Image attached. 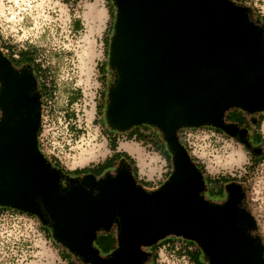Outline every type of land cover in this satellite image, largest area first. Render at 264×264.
Masks as SVG:
<instances>
[{"label":"water","instance_id":"water-1","mask_svg":"<svg viewBox=\"0 0 264 264\" xmlns=\"http://www.w3.org/2000/svg\"><path fill=\"white\" fill-rule=\"evenodd\" d=\"M104 119L116 132L158 128L171 172L148 190L124 159L100 175L68 177L39 148L41 93L29 64L13 66L0 49V207L49 218L51 238L88 264H147L167 237L197 243L207 264H264V238L245 187L205 195L203 172L180 141L184 126L224 123L230 109L264 112V21L233 0H111ZM47 218L44 216L43 210ZM116 222L117 247L103 255L99 230Z\"/></svg>","mask_w":264,"mask_h":264},{"label":"rangeland","instance_id":"rangeland-1","mask_svg":"<svg viewBox=\"0 0 264 264\" xmlns=\"http://www.w3.org/2000/svg\"><path fill=\"white\" fill-rule=\"evenodd\" d=\"M257 3L262 8L258 6L256 9H259V14L264 17V0H258ZM111 5V0H67L66 2L63 0H0V47L5 48L9 45L14 48V51L19 50V53L29 51V57L37 59V62L45 68V72L41 75L43 81L56 92L58 109L64 96L68 95L70 98L75 96L74 90L71 89L75 84L88 87L90 100L98 87L95 74L100 64L107 60L104 42L113 21L114 8ZM104 68L105 70L109 68L107 62ZM112 76L114 77L113 74ZM99 92L100 89L95 93L96 99L92 100L87 107L85 116H80V120H92V124L83 129V133H79L76 141H72L74 150L67 166H64L66 169L73 170L95 165L104 161L112 153L104 131L106 121L103 112L107 97L105 99L98 97ZM254 116H258L256 128L264 137V112L255 113ZM147 126L155 129L158 136L164 140L158 128L154 125L147 124ZM127 131L118 133L124 134ZM203 137L204 134H200L199 139ZM196 143L198 147L200 144L203 146L204 158L200 160V163L205 172L212 177L229 172L237 175L245 173L247 203L256 219L257 231L264 237V152L263 159L255 166H251L248 162L249 155L245 156L236 140L210 137L204 142L197 140ZM121 146L135 153L141 169L149 164L145 161L147 155L136 144L123 142ZM89 150H95L96 156L86 163H79L78 159L81 155L89 156ZM149 159L153 161L156 157L150 156ZM109 169L111 168H103L101 173ZM95 173L100 175L97 171ZM167 177L168 175L165 179ZM205 195L209 197L206 193ZM118 230L119 227L114 222L108 231L99 230L97 234H113L117 241ZM108 239L109 237L104 235L101 240L95 241V244L102 248L101 242ZM196 257L207 264L200 249ZM27 264L36 263L31 261Z\"/></svg>","mask_w":264,"mask_h":264},{"label":"built area","instance_id":"built-area-1","mask_svg":"<svg viewBox=\"0 0 264 264\" xmlns=\"http://www.w3.org/2000/svg\"><path fill=\"white\" fill-rule=\"evenodd\" d=\"M244 1L250 4L253 2L255 9L258 6L262 8L257 3L258 0ZM95 80L98 83L96 89L98 91L100 89L99 69L95 74ZM45 84L48 91L44 97H41L38 144L40 150L49 161L58 163L61 168L66 169L64 166H67L70 155L74 150V146L71 144L72 141H76L79 133H83L82 130L92 124V120L82 121L80 116H85L90 102L96 99V91L89 100L88 87L75 84L71 89L74 90L76 98L72 100L68 95L64 96L58 109L56 92L51 89L48 83ZM200 134H204L202 139H199ZM210 137L220 140L225 139L221 132L216 131L210 125L184 126L179 132V139L182 140L190 155L194 156L199 162L204 158V155H202L203 146L200 144L198 147L196 142L197 140L204 142L206 138ZM168 171L169 168H166V173ZM223 175L235 177L239 183L246 187V180L240 181L242 177L247 178L245 173L237 175L229 172ZM162 181L157 179L154 181V185L158 186ZM50 241L51 237L41 228L40 222L35 215L13 207H0V264H27L31 261L42 259V250L49 246ZM153 249L157 253L155 264H205L196 257L200 249L197 243L187 239L167 237L155 244ZM157 261L159 262L157 263Z\"/></svg>","mask_w":264,"mask_h":264},{"label":"flooded vegetation","instance_id":"flooded-vegetation-1","mask_svg":"<svg viewBox=\"0 0 264 264\" xmlns=\"http://www.w3.org/2000/svg\"><path fill=\"white\" fill-rule=\"evenodd\" d=\"M233 1L250 6L254 10V12L258 16V18L260 20L264 21V17H262L259 14L260 11L256 10L254 8L255 6H254L253 2H251V4H250L249 2L244 1V0H233ZM0 49L3 52V54L5 56H7V58H9V60L13 64V66H15L16 68H21V66L24 64H29L32 66V68L34 70V66H35L34 62H37V59H35L33 57H29V54H30L29 51L28 52L20 51V53H19L18 52L19 50L14 51V48L12 47L11 50L13 51V53L10 54L7 46L5 48L0 47ZM18 58L22 59L23 63L18 64V62H16V60H15ZM105 61H107V60H105ZM112 74H113V71L110 68L106 69L104 71V73L100 74L99 97L102 99H105L107 97V89H108L109 85L111 84V82L113 81V78H114L112 76ZM111 76H112V79H110ZM105 94H106V96H105ZM232 111H234V109H230L229 111L226 112L225 117H224V123L235 126V128L232 127V130L234 131V135H229L223 129L219 128L220 132H221V134H223V136H225V139H231L232 141L236 140V142L240 145L241 149L244 151L245 156L247 157L246 154L249 155V157H248L249 161L248 162H249V164H251L255 161V159L257 157H260L264 152V144H262L263 137H262V135L260 137H257V134H259V132L256 128L258 121H259L258 116L255 117L254 114H249L243 110L236 109L235 112H237L241 116V119L232 120L229 118V115ZM242 118L244 121H242ZM95 172H96V170H94V169L89 170V171L76 172V173L64 172L65 175L62 178L61 184H62V186H66L68 177H70V176L71 177H80L85 173L96 174ZM230 181L238 182V180H236V179H228L226 182L222 183L220 193L212 195V196L208 195L210 197V198L209 197L208 198L213 200V201H222L226 196L225 185ZM42 210H43L44 216L47 218L44 209H42ZM38 220L40 222L41 228L45 231V233L47 235L48 234L51 235V225H50L49 218H47L45 224L42 223L39 218H38ZM51 240L53 243H56L52 238H51ZM57 245H60V244H57Z\"/></svg>","mask_w":264,"mask_h":264},{"label":"trees","instance_id":"trees-1","mask_svg":"<svg viewBox=\"0 0 264 264\" xmlns=\"http://www.w3.org/2000/svg\"><path fill=\"white\" fill-rule=\"evenodd\" d=\"M64 2H66L67 0H63ZM113 8H114V15H113V20H114V17H115V12H116V9H115V7H114V5L112 4L111 5ZM257 16V15H256ZM258 17V16H257ZM112 24H113V21L111 22V24H110V27H109V33H108V37H107V39H106V41L104 42V45H105V49H106V54H107V51H108V41H109V36H110V34H111V30H112ZM7 46V48H8V50H9V53L10 54H12L13 53V51L11 50V46H9V45H6ZM26 52H28V51H26ZM16 60V62H18V64H21V63H23V60L22 59H20V58H18V59H15ZM106 62L107 61H105L103 64H101L100 66H99V70H101V71H104L105 70V66H106ZM34 64H35V66H34V71H35V74L37 75V77H38V79H39V86H40V93H41V97H44V95L47 93V87H46V84H45V82L43 81V79H42V73H44L45 72V68H43L42 66H41V64L40 63H38V62H34ZM74 98H76V96H73L72 97V100H74ZM235 110L236 109H234V111H232L231 113H230V115H229V118L230 119H232V120H234V119H241V116L237 113V112H235ZM103 114H104V112H103ZM261 120V119H260ZM242 121H244L243 120V118H242ZM142 126V125H141ZM211 126V125H210ZM137 127H139V126H135V127H133V128H131V129H135V128H137ZM213 127V126H212ZM182 128V127H181ZM181 128L178 130V136H179V132H180V130H181ZM216 131H218V132H220V129L219 128H216V127H213ZM131 129H129V130H131ZM128 130V131H129ZM104 131L106 132V136H107V140H108V143H109V148L111 149V150H113V152H112V154L110 155V156H108V157H106L105 159H104V161H102V162H100V163H97V164H95V165H92V166H85V167H82V168H79V169H73V170H70V169H63V168H61V166L58 164V163H55V162H52V161H50L51 163H52V165L53 166H56V167H58V168H60L62 171H64V172H69V173H76V172H83V171H89V170H92V169H94V170H96L98 173L97 174H101V170L103 169V168H111V169H114L115 167H117V165H118V163H119V160L120 159H124L125 160V163L129 166V168H130V170H131V172L133 173V175L135 176V178H136V180H137V182L138 183H140L143 187H145L146 189H148V190H151L150 189V187H151V185H150V183H148V181H144V180H142V179H139L138 178V176H137V167L135 166V162H134V160L132 159V158H130L128 155H127V153L126 152H124V151H115V149H116V138L114 137V136H112L111 134L112 133H115V131H113V130H110L109 128H107V127H105V129H104ZM39 132H40V128H39V131H38V134H39ZM261 136V134L259 133V134H257V137H260ZM132 138V135L131 136H129V137H127V139H131ZM135 138H137L138 139V137L136 136ZM181 140V139H180ZM164 142H165V140H164ZM181 142H182V140H181ZM165 144H166V142H165ZM262 144H264V137H263V142H262ZM167 145V144H166ZM168 147V146H167ZM188 150V149H187ZM191 157H192V159H193V161L196 163V165L199 167V169L203 172V174H204V178H205V182H206V194L207 195H215V194H218V193H220V190H221V187H222V183L223 182H226L228 179H235V177H231L230 175H218V176H216V177H212L210 174H208V173H206L205 172V170H204V167H203V165L194 157V156H192L191 155ZM263 157H262V155L260 156V157H257L256 159H255V161L253 162V163H251L250 165L251 166H255L261 159H262ZM168 165H169V171H168V173H167V175H169L170 174V172H171V153H170V151H169V149H168ZM166 175V176H167ZM245 180V177H242V179L240 180V181H244ZM105 232V231H104ZM105 234V233H104ZM105 235H107V234H105ZM48 236L49 237H51V235L50 234H48ZM102 237H104V236H101V235H99V234H97V236H96V239H95V241L96 242H98V240L100 239H102ZM107 237H109V239L107 240V244H106V246L105 247H102V248H100V251H103V252H101L103 255H108V254H110L116 247H117V241H116V237L115 236H112V235H107ZM264 238V237H263ZM95 241H94V243H95ZM96 245V244H95ZM155 246V245H154ZM154 246H152L151 248H149V250L151 251V260L147 263V264H155V261H156V259H157V253L156 252H154V251H152V249H153V247ZM102 249V250H101Z\"/></svg>","mask_w":264,"mask_h":264},{"label":"crops","instance_id":"crops-1","mask_svg":"<svg viewBox=\"0 0 264 264\" xmlns=\"http://www.w3.org/2000/svg\"><path fill=\"white\" fill-rule=\"evenodd\" d=\"M104 71L99 70V73H104ZM111 135L116 138L115 141L117 146L115 151H124L130 158L134 160V164L137 167L138 178L144 181H148V183H150L151 185L150 189H154L156 187L154 185V181H156L157 179H160L162 181V179L166 177V168H169L168 147L165 144L164 140L158 136V133L155 129H152L147 125H142L135 129H131L124 134L117 132L112 133ZM131 135L132 138L127 139V137ZM136 136L138 137V139L135 138ZM123 142L134 143L139 148L143 149V153L147 155L145 161H147L149 164L141 169L135 157V153H132L129 149L122 147L121 143ZM111 152H113V150ZM111 154H109V156ZM150 156H155L156 159L150 161ZM104 235L105 234L103 233L101 236ZM112 236L114 235L112 234ZM106 244L107 241L101 242V245L103 247H105ZM42 255V259L33 262H35L36 264H88L81 261L77 255L70 252L68 249L62 247L61 245L53 243L52 240L50 241L49 246L43 248Z\"/></svg>","mask_w":264,"mask_h":264},{"label":"bare ground","instance_id":"bare-ground-1","mask_svg":"<svg viewBox=\"0 0 264 264\" xmlns=\"http://www.w3.org/2000/svg\"><path fill=\"white\" fill-rule=\"evenodd\" d=\"M263 126H264V124H263ZM88 153H89L88 157L87 156L85 157L84 155H81L80 158L78 159V162L81 163V164L82 163H86L88 160H91V159H93L96 156V151L95 150H89Z\"/></svg>","mask_w":264,"mask_h":264}]
</instances>
